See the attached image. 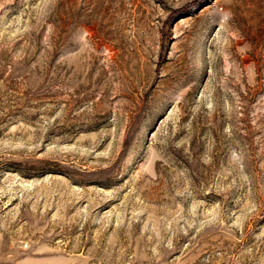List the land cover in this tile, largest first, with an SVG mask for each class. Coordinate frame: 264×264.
I'll list each match as a JSON object with an SVG mask.
<instances>
[{"label": "rangeland", "instance_id": "1", "mask_svg": "<svg viewBox=\"0 0 264 264\" xmlns=\"http://www.w3.org/2000/svg\"><path fill=\"white\" fill-rule=\"evenodd\" d=\"M0 264H264V0H0Z\"/></svg>", "mask_w": 264, "mask_h": 264}]
</instances>
